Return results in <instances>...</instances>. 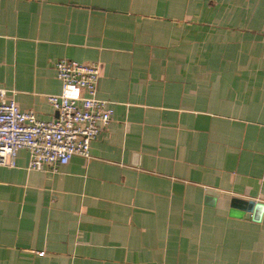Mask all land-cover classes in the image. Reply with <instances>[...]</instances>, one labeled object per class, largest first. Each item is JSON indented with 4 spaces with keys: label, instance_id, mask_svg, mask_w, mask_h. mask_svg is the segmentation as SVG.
I'll return each mask as SVG.
<instances>
[{
    "label": "crops",
    "instance_id": "1",
    "mask_svg": "<svg viewBox=\"0 0 264 264\" xmlns=\"http://www.w3.org/2000/svg\"><path fill=\"white\" fill-rule=\"evenodd\" d=\"M61 58L112 114L87 157L0 166V264H264V0H0L20 110L54 118Z\"/></svg>",
    "mask_w": 264,
    "mask_h": 264
},
{
    "label": "built area",
    "instance_id": "2",
    "mask_svg": "<svg viewBox=\"0 0 264 264\" xmlns=\"http://www.w3.org/2000/svg\"><path fill=\"white\" fill-rule=\"evenodd\" d=\"M53 67L60 91L46 95L55 111L50 120L20 110L0 88V166L13 167L20 149L28 152L27 168L36 170L66 164L73 155L87 157L90 142L110 120L112 108L96 96L97 64L61 58Z\"/></svg>",
    "mask_w": 264,
    "mask_h": 264
}]
</instances>
